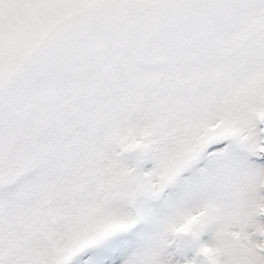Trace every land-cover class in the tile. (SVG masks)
Masks as SVG:
<instances>
[{
	"label": "snow or ice",
	"instance_id": "1",
	"mask_svg": "<svg viewBox=\"0 0 264 264\" xmlns=\"http://www.w3.org/2000/svg\"><path fill=\"white\" fill-rule=\"evenodd\" d=\"M0 264H264V0H0Z\"/></svg>",
	"mask_w": 264,
	"mask_h": 264
}]
</instances>
